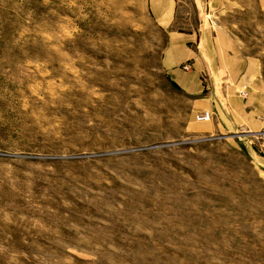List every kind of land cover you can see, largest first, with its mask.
Returning a JSON list of instances; mask_svg holds the SVG:
<instances>
[{
    "label": "rangeland",
    "instance_id": "rangeland-1",
    "mask_svg": "<svg viewBox=\"0 0 264 264\" xmlns=\"http://www.w3.org/2000/svg\"><path fill=\"white\" fill-rule=\"evenodd\" d=\"M165 43L146 0H0V264H264V130L198 129Z\"/></svg>",
    "mask_w": 264,
    "mask_h": 264
},
{
    "label": "crops",
    "instance_id": "crops-1",
    "mask_svg": "<svg viewBox=\"0 0 264 264\" xmlns=\"http://www.w3.org/2000/svg\"><path fill=\"white\" fill-rule=\"evenodd\" d=\"M146 10L165 36L163 72L192 98L194 120L199 112L215 118L195 120L197 128L264 130L261 61L244 38L259 19L264 26V0H146ZM257 158L264 168V156Z\"/></svg>",
    "mask_w": 264,
    "mask_h": 264
},
{
    "label": "built area",
    "instance_id": "built-area-1",
    "mask_svg": "<svg viewBox=\"0 0 264 264\" xmlns=\"http://www.w3.org/2000/svg\"><path fill=\"white\" fill-rule=\"evenodd\" d=\"M239 95L244 98L246 95V92L244 90L239 91ZM212 114L210 112H199L195 116V120L197 122H208L211 120Z\"/></svg>",
    "mask_w": 264,
    "mask_h": 264
}]
</instances>
